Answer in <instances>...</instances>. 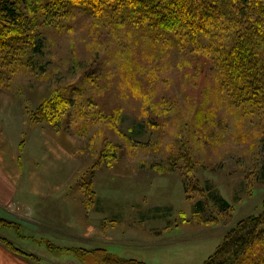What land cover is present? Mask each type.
<instances>
[{
  "label": "rangeland",
  "instance_id": "rangeland-1",
  "mask_svg": "<svg viewBox=\"0 0 264 264\" xmlns=\"http://www.w3.org/2000/svg\"><path fill=\"white\" fill-rule=\"evenodd\" d=\"M66 10L39 17L42 54H10L4 67L0 160L17 157L19 181L34 171L38 190L36 212L23 208L29 200L14 206L20 224L83 208L119 236L61 258L43 243L63 264H100L104 253L202 264L238 221L262 210L264 103L231 104L210 60L190 45L130 39L95 26L80 6Z\"/></svg>",
  "mask_w": 264,
  "mask_h": 264
},
{
  "label": "trees",
  "instance_id": "trees-1",
  "mask_svg": "<svg viewBox=\"0 0 264 264\" xmlns=\"http://www.w3.org/2000/svg\"><path fill=\"white\" fill-rule=\"evenodd\" d=\"M79 6L95 26L124 30L130 39L192 46V53L210 60L231 104L264 103V0H0V87L12 57L29 48L42 54L43 41L33 33L39 17L48 9L58 13ZM257 161L264 179V137ZM100 264L144 263L104 253ZM202 264H264V200L261 212L238 221Z\"/></svg>",
  "mask_w": 264,
  "mask_h": 264
},
{
  "label": "crops",
  "instance_id": "crops-1",
  "mask_svg": "<svg viewBox=\"0 0 264 264\" xmlns=\"http://www.w3.org/2000/svg\"><path fill=\"white\" fill-rule=\"evenodd\" d=\"M1 115H5L3 109H0ZM5 159L0 160V264H63L42 248L43 243L48 242L54 245L53 249L60 258L67 254L65 251H91L103 248L101 246L105 243L116 242L119 236L106 234L99 224L94 226V219L98 220L99 214L94 212L96 218L94 213L89 218L83 208L72 218L64 214L65 208H60L59 211L63 212L60 218L49 216L48 219L47 216L42 222L33 219L21 225L13 208L21 201L29 200L23 202V208L28 213L36 212L33 201L38 193L35 172L27 170V180L20 182L19 159L13 155ZM43 216L46 217V214ZM86 217L92 223L87 222Z\"/></svg>",
  "mask_w": 264,
  "mask_h": 264
}]
</instances>
